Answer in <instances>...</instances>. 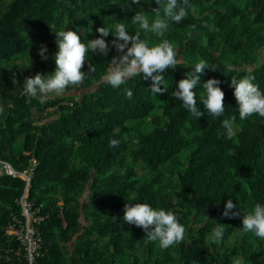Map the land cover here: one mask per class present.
Returning a JSON list of instances; mask_svg holds the SVG:
<instances>
[{"label": "trees", "instance_id": "1", "mask_svg": "<svg viewBox=\"0 0 264 264\" xmlns=\"http://www.w3.org/2000/svg\"><path fill=\"white\" fill-rule=\"evenodd\" d=\"M127 2L0 0V161L30 176L29 182L0 176V264H30L19 238L9 233L25 225L23 197L40 218L41 248L33 264H233L238 256L245 264H264V240L240 231L244 211L264 203V117L241 121L231 86L233 77L253 76L264 89V59H253L255 49L264 48V0H190L188 16L164 37L141 32L150 43L180 45L184 59L163 74L165 91H153V81L142 76L119 88L101 83L118 54L112 47L108 56L85 61L82 71L90 64L93 71L75 85L79 96L27 102L20 95L26 77L55 70V31L83 29L93 39L100 35L96 29L120 21L134 34L140 31L129 22L135 10L142 6L151 21L158 7L156 0ZM41 42L48 60L39 54ZM199 60L218 65L201 80L221 81V117L205 111L194 118L173 95ZM195 91L203 110L202 86ZM232 117L236 135L228 139L222 120ZM228 199L239 215H223ZM128 200L178 213L185 239L167 249L149 241L142 227L122 222ZM216 222L225 228L220 245L207 239Z\"/></svg>", "mask_w": 264, "mask_h": 264}, {"label": "clouds", "instance_id": "2", "mask_svg": "<svg viewBox=\"0 0 264 264\" xmlns=\"http://www.w3.org/2000/svg\"><path fill=\"white\" fill-rule=\"evenodd\" d=\"M126 3V2H125ZM130 5H141V0H130ZM158 7L152 12L151 19L143 7L135 10V15L129 22L138 26L140 31L133 34L125 22H114L108 26H101L96 31L99 36L93 39H81V35L72 28L55 31L57 50L52 57L55 61V70L48 73H36L24 79L19 89L20 95L31 102L33 98L41 101L49 96H62L69 86L83 83L92 73L91 64L88 71H82L85 61L93 54L108 56L112 47L117 55L112 57L108 70L102 76L101 83L119 88L128 80L142 76L143 80L151 79L152 90L165 91L164 73L166 69H175L178 65L177 49L168 39H161L158 43L141 38V32L150 33L156 37H164L173 22H181L188 16L192 5L190 0H156ZM123 4V3H122ZM209 31L214 30V25L205 21ZM81 31H84L81 29ZM112 34L114 39L109 43L105 38ZM42 59L48 60V48L42 45L39 48ZM30 66L32 59L29 61ZM218 65L209 64L206 60H199L191 71L186 73V78L179 80L178 87L173 95L182 103V106L194 118L204 117L205 111L213 117H221L225 113V92L221 88L218 78H209L202 81V74L206 69L216 68ZM253 76H244L240 79L231 78V86L234 87V96L238 102L239 118L241 121L259 115L264 117V89L254 83ZM16 82V81H15ZM18 83V82H16ZM202 86L200 102L203 110L197 105L196 89ZM129 98L132 97V89H126ZM5 112V107L0 104V114ZM225 135L232 139L236 135L235 117L222 120ZM120 141L116 138L110 140L112 146H118ZM129 201V200H128ZM237 205L232 199H228L224 207V216L239 215L234 212ZM122 222L142 227L149 241L156 242L162 249H167L185 239L186 227L180 221L178 213L171 209L154 207L149 203H126ZM242 233H252L255 237L264 240V203L257 202L251 211H244L242 219ZM225 228L222 223H215L207 239L220 245L224 238ZM233 264H245L242 256L234 258Z\"/></svg>", "mask_w": 264, "mask_h": 264}, {"label": "built area", "instance_id": "3", "mask_svg": "<svg viewBox=\"0 0 264 264\" xmlns=\"http://www.w3.org/2000/svg\"><path fill=\"white\" fill-rule=\"evenodd\" d=\"M0 176H7L10 178L23 177L27 182L30 181L28 172L19 173L9 163L0 161ZM23 210V215L26 219L25 225L20 231L10 230L9 233L16 235L22 246L27 252V258L30 264H33L37 253L41 248V237L36 230V225L40 222V218L35 216L30 204L26 198L20 200Z\"/></svg>", "mask_w": 264, "mask_h": 264}, {"label": "rangeland", "instance_id": "4", "mask_svg": "<svg viewBox=\"0 0 264 264\" xmlns=\"http://www.w3.org/2000/svg\"><path fill=\"white\" fill-rule=\"evenodd\" d=\"M79 35H81V39H83L85 37V33L83 31ZM172 44L177 49L178 60L183 61L184 58H183V54L181 53L180 45L176 44L175 42ZM39 45L42 46V45H46V44L44 42H41V43H39ZM213 54L215 56H219L220 52L219 51H213ZM254 58L257 61V64L260 63L264 59V48L262 46L255 49V54L253 56V59ZM81 93H82V91L79 89V87L72 86L71 90L70 91L66 90V92L62 96H70V95L79 96V94H81ZM49 97H53V96H49ZM44 117H45V115H44Z\"/></svg>", "mask_w": 264, "mask_h": 264}]
</instances>
